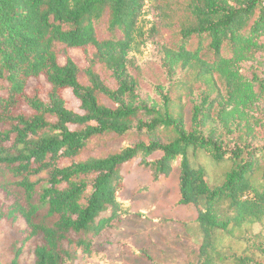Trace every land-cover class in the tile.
Segmentation results:
<instances>
[{
	"label": "trees",
	"instance_id": "1",
	"mask_svg": "<svg viewBox=\"0 0 264 264\" xmlns=\"http://www.w3.org/2000/svg\"><path fill=\"white\" fill-rule=\"evenodd\" d=\"M152 50L159 100L140 97ZM107 137L118 149L99 155ZM200 154L230 165L220 184ZM132 162L154 182L176 170L199 244L149 230L162 195L132 209ZM0 194L31 264H123L117 231L143 242L140 264H264L249 232L264 220V0H0Z\"/></svg>",
	"mask_w": 264,
	"mask_h": 264
},
{
	"label": "rangeland",
	"instance_id": "2",
	"mask_svg": "<svg viewBox=\"0 0 264 264\" xmlns=\"http://www.w3.org/2000/svg\"><path fill=\"white\" fill-rule=\"evenodd\" d=\"M160 58L158 50H152L151 55L145 61L136 65L140 66L139 69L142 73L140 76V97L142 99L151 97L152 99L159 100L155 85L159 82L157 76L161 65ZM136 66L132 69V72L138 73L135 70ZM162 83L168 85V82ZM65 98L73 104V99L69 92H65ZM184 106L183 113H185V123L188 127L190 125L188 121L191 107L190 99L184 102ZM112 138L107 137L102 141V145L98 149L99 155H106L117 151L121 139ZM136 141L137 136L135 134L123 138V143L125 144L133 145ZM194 163H197L199 166L201 165L204 179L210 186L220 184L222 177L230 168V165L219 163L203 154L198 155ZM175 171L168 177L160 178L154 182L150 173L141 170L136 165V162L129 163L122 169L127 188L124 194L129 195L133 189H138L132 195L134 197L132 202L137 201V205H134L132 209L136 210L138 209V205L150 204L154 194L161 193L162 197L156 203L157 208L148 213L150 218L160 219V223H150V226H148L149 230L170 237L176 245L180 239H184L188 241V243H185L186 247L196 246L200 243V236L195 221L197 213L195 209H185L183 206L177 204L179 196L177 193V173ZM8 181L11 180L8 179ZM8 188L15 191L13 186H9ZM11 203V200L4 201L2 194H0V206L2 205L3 209H5V205L8 206ZM24 229L25 222L21 218L14 222L11 220L0 221V264H9L14 258H17L19 264L32 263L36 242L26 244L27 246L24 247ZM249 232L252 234L260 233L264 236V220L262 223L254 225ZM114 235L115 237L111 242L118 245L117 252L115 253L120 256V261L123 264H140L139 260L135 257L133 248L142 246L143 242H139L136 237H131L121 231H117Z\"/></svg>",
	"mask_w": 264,
	"mask_h": 264
}]
</instances>
